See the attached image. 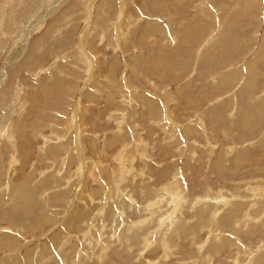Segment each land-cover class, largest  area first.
<instances>
[{
    "label": "rangeland",
    "instance_id": "374dc122",
    "mask_svg": "<svg viewBox=\"0 0 264 264\" xmlns=\"http://www.w3.org/2000/svg\"><path fill=\"white\" fill-rule=\"evenodd\" d=\"M0 264H264V0H0Z\"/></svg>",
    "mask_w": 264,
    "mask_h": 264
},
{
    "label": "bare ground",
    "instance_id": "6f19581e",
    "mask_svg": "<svg viewBox=\"0 0 264 264\" xmlns=\"http://www.w3.org/2000/svg\"><path fill=\"white\" fill-rule=\"evenodd\" d=\"M155 205V204H154Z\"/></svg>",
    "mask_w": 264,
    "mask_h": 264
}]
</instances>
